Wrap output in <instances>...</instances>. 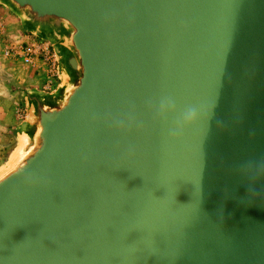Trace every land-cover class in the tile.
<instances>
[{
	"label": "water",
	"instance_id": "obj_1",
	"mask_svg": "<svg viewBox=\"0 0 264 264\" xmlns=\"http://www.w3.org/2000/svg\"><path fill=\"white\" fill-rule=\"evenodd\" d=\"M0 6L58 80L20 96L0 264H264V0Z\"/></svg>",
	"mask_w": 264,
	"mask_h": 264
},
{
	"label": "crops",
	"instance_id": "obj_2",
	"mask_svg": "<svg viewBox=\"0 0 264 264\" xmlns=\"http://www.w3.org/2000/svg\"><path fill=\"white\" fill-rule=\"evenodd\" d=\"M22 32L13 15L0 6V168L4 165L2 157L13 148V131L21 122L22 90L36 88L45 91L50 76L56 71V67L44 62L27 68L19 59L5 55L7 47L26 41L28 34Z\"/></svg>",
	"mask_w": 264,
	"mask_h": 264
},
{
	"label": "built area",
	"instance_id": "obj_3",
	"mask_svg": "<svg viewBox=\"0 0 264 264\" xmlns=\"http://www.w3.org/2000/svg\"><path fill=\"white\" fill-rule=\"evenodd\" d=\"M5 55L19 59L22 65L27 68H33L40 62L56 67L54 53L51 46L47 42L29 34L27 35L26 41L20 45L7 47ZM57 83V72L54 71L53 75L50 76L47 82L45 91H53L57 86Z\"/></svg>",
	"mask_w": 264,
	"mask_h": 264
},
{
	"label": "rangeland",
	"instance_id": "obj_4",
	"mask_svg": "<svg viewBox=\"0 0 264 264\" xmlns=\"http://www.w3.org/2000/svg\"><path fill=\"white\" fill-rule=\"evenodd\" d=\"M12 14V13H11ZM13 15V14H12ZM13 17L18 21V19L13 15ZM18 23H19V21H18ZM19 29L22 31V28H21V26H20V23H19ZM23 33V32H22ZM26 34V33H25ZM23 91V90H22ZM23 116H24V108H22V113H21V120L23 119ZM13 134H14V137H15V131H13ZM16 145V141H15V138H14V140H13V148L11 149V150H8V151H6V153H5V156L4 157H2L3 158V160H4V164L6 163V161H7V159H8V156H10L9 154H11L10 152L14 149V146ZM16 149H14L13 151H15Z\"/></svg>",
	"mask_w": 264,
	"mask_h": 264
},
{
	"label": "bare ground",
	"instance_id": "obj_5",
	"mask_svg": "<svg viewBox=\"0 0 264 264\" xmlns=\"http://www.w3.org/2000/svg\"><path fill=\"white\" fill-rule=\"evenodd\" d=\"M16 150H17V149H16ZM16 150L14 151V153L12 154V156L16 153ZM12 156H11V157H12ZM11 157H10V158H11Z\"/></svg>",
	"mask_w": 264,
	"mask_h": 264
}]
</instances>
